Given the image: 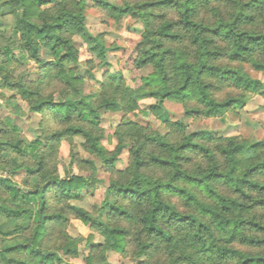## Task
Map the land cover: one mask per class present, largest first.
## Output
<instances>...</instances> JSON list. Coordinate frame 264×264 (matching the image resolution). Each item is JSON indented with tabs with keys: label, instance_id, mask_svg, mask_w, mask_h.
Returning a JSON list of instances; mask_svg holds the SVG:
<instances>
[{
	"label": "trees",
	"instance_id": "1",
	"mask_svg": "<svg viewBox=\"0 0 264 264\" xmlns=\"http://www.w3.org/2000/svg\"><path fill=\"white\" fill-rule=\"evenodd\" d=\"M27 2L28 0H5V4L0 5V8L8 9V11H0V41H3L9 34V38L24 41L14 45V47H18L21 54L30 52L31 55L28 56V59L35 61L37 66L38 77L36 80L29 82L22 79L12 81L11 72H6L7 66L13 63L22 64L23 55L20 56V60H17L18 52L13 51L12 48L5 47L3 51H0V56L5 57L4 60L0 61V75L5 76V79L0 81V90H8L12 93L19 91L21 100L25 96L31 97L38 94V92L25 91V85L35 86L38 90L48 87L51 81L59 78V74L63 71V62L74 58V53L71 48H68L67 42L52 33L67 30L74 27L76 23L83 22L76 15H72L68 19H62L58 16L56 17L60 21L58 23L37 26L29 23V21L33 17L39 20L44 13L38 14L25 8L18 16L16 15L15 9ZM61 2L62 0H31L32 5L37 9L44 4H50L52 9H56L60 7ZM78 2L83 7L86 5V0H78ZM213 2L214 0H182V2L181 0H159L157 4L140 5L141 9L163 8L168 11L182 9L184 19L163 24L162 31L156 34L166 41L176 43L184 39V37L172 34V29L179 26L186 30L198 29L197 36L211 35L223 40L234 38L236 41L231 48L224 51L206 50L213 43L212 40L198 41L193 39L191 42L193 46L202 43L203 47L196 52L195 56L191 57L196 63L188 65L177 52L165 50L164 45L159 43H154L149 51L139 50L134 61L136 68L150 62L155 63L158 57L161 61L165 58L176 57L175 71L182 80L178 90L161 92L153 90L144 94L148 99L160 97V102H156L149 110L155 117H160L165 101L174 99L177 95L181 99H187V94L190 92L195 93L198 97L197 104L187 111L183 108L182 110L186 117L194 121L201 120V117L222 118L229 113L237 115L251 98L258 95L264 96V91L261 90L264 89V85L260 81L248 78L242 69V65L246 62L254 68H264V64L254 62L252 55L253 44L264 49V35L233 31L234 25L238 26L254 21L255 16L245 15L246 12H264V0H251V2L240 0V7L232 25L217 21L211 26L201 27L188 19L199 8L208 6ZM94 3L97 8L108 15L119 12L122 16L129 11L127 8L117 9L109 0H95ZM7 17H14V20L11 19L12 22L9 23L5 21ZM117 19L119 22V18ZM88 40L92 41V36H89ZM37 42L39 47H37ZM42 48L47 49L50 55H58V59L55 62L42 60L40 55ZM61 48H68V50L60 55L58 50ZM88 51L90 53L98 52V59L104 58L102 64V68L105 69L102 76L103 83L99 82V87L103 88L114 84L119 88L126 83L122 74L109 73V65L106 61L107 53L104 52L100 44H96ZM139 56H143L145 59H138ZM54 72H57L58 75L53 76ZM72 79L79 81L82 76H73ZM154 79L149 74L141 78V81L147 80L148 83L144 84V87L148 88ZM168 79L165 76L161 82L166 84ZM205 80H212L215 83H205ZM233 88L242 89V94L236 91H226V89ZM15 98V95H10L8 100L11 101ZM133 99L135 100V98ZM1 107L3 106L1 105ZM16 107L20 108L18 104ZM81 108L87 109L84 100L77 101L73 105L67 101H59L56 94L52 93L51 99L45 98L34 104L29 109V113L38 115L42 122L48 119L55 120L60 114H63V123L71 125L74 118L76 120L85 119V114L80 111ZM115 109L114 103H106L99 111H115ZM73 113L76 114L75 117ZM87 114L93 116V121H86L87 123L93 124L94 122L95 127L102 128L100 115H95L93 110H88ZM0 125H3L0 126V138H12L14 134L19 133L18 127L10 117H6L4 122H0ZM129 126L141 125L134 120H125L123 117L115 130ZM169 126L185 133L183 142L174 149L173 160H159L158 163L165 168L175 165L176 170L168 183L157 184L150 191L155 198L159 199L160 192L158 189H163L168 197L177 198L176 203L170 204L168 200L157 203L151 209L150 214L138 221V224L144 227L133 233L128 227L135 219L133 214L118 208L111 201L114 197H119L121 200L131 199L132 196L137 199L144 197L146 192L143 190L137 192L135 181L132 187H116L114 183L108 184V189L104 193V198L97 210L98 220H95L92 213L75 204L82 201V192L97 182L95 178L89 181L86 177L77 176L73 173L77 179H65L63 173H60L57 178L47 179L46 182L38 186L35 181L23 179L21 184L29 185L31 183V186L21 189L10 178L0 177V240L4 241L5 245L0 247V257L7 259L9 253L19 256L27 252L24 260H9L8 264H70L57 253L62 248L64 257L75 259L79 256L80 240L72 238L67 232L71 221L77 220L88 225L94 233L102 238L101 243L94 244L90 248L87 257L84 259V264H110L107 261L109 252L119 255L123 259L138 260L137 264H264V239L258 238L264 236V224L257 222L258 216L260 219H264V213H257L258 209L264 208V139L249 142L245 139L240 140L238 136H215L205 131L189 133L183 123L165 122V128ZM142 127L147 129L149 126L142 125ZM66 133L78 136L81 130L80 128L67 127L63 131L51 133L41 145L45 155L51 150L52 141L62 138ZM168 135L169 133L166 132L159 139L156 136H150L148 141L166 147L163 138ZM226 140L228 143H225ZM200 141L219 145L218 151L220 156L226 158V166L220 168L210 164L208 170L200 175H185L181 164L178 162L188 163L189 158L175 154L191 152L206 157L209 150ZM100 142L101 138L97 137L92 144L93 149H95V143ZM23 143V139H15V143L0 142V151L12 150L17 151L18 155H27L28 153L19 151ZM36 143L37 141H31V145ZM101 147H104L103 144ZM115 147L113 150L107 151L112 152ZM128 151L132 152V149H128ZM82 163L87 164L89 162L82 161ZM115 164L116 157L110 156L104 160L101 168L104 172H109L115 168ZM35 171L39 172V169ZM25 174L28 177H33L35 173L32 169H25ZM182 182L193 184L197 189H205L207 198L217 201L218 210L199 205L196 196L189 192ZM6 196L10 199L6 200ZM37 199L40 202L35 205ZM66 200L70 202L71 209L69 211L75 213V217L69 218L51 211L56 204ZM8 204L15 206H8ZM29 204L33 205V208L22 206ZM194 204L200 207L203 215H211L213 220L206 225L200 223L192 215L181 214L178 211V209L187 208ZM165 217L167 218L164 219ZM158 219H163L164 224L171 231H161ZM21 221L23 222L21 223ZM212 223H215V229L212 228ZM249 228L255 230V238L245 234ZM57 232L68 236L69 239L62 246L56 247V251H53L51 249L58 243ZM14 233L19 234V238L9 241L7 238L12 237ZM141 234L144 237L143 240H140ZM241 234L243 235L239 243L247 244V249L234 244L237 236ZM155 238H160V243H155ZM88 242H91V236ZM161 244L163 249H161ZM161 251L164 253V258L158 259Z\"/></svg>",
	"mask_w": 264,
	"mask_h": 264
},
{
	"label": "clouds",
	"instance_id": "2",
	"mask_svg": "<svg viewBox=\"0 0 264 264\" xmlns=\"http://www.w3.org/2000/svg\"><path fill=\"white\" fill-rule=\"evenodd\" d=\"M117 9L127 8L129 11L121 16L119 12L108 15L104 12H99L95 9L84 8L78 0H62L60 7L52 9L50 4L41 5L39 9L35 8L31 0L15 9L16 15L28 8L29 11L44 13L39 20L33 17L29 23L36 24L37 26H43L44 24H55L60 21L56 17L62 19H68L72 15H76L82 19V23H76L74 27L67 30H62L58 33H52L58 36L61 40L66 41L68 48L74 53V58L63 62V71L59 74V78L50 82L48 87L38 90L35 86L25 85L24 90L27 92H38L37 95L31 97L25 96L23 100L20 98V92L15 93L3 92V97L0 98V105L3 106L5 114L19 116L25 125L31 129L30 135L25 137L23 131L14 134L12 138H0V142L15 143V139H24L23 145L19 151L28 153L27 155H18L17 151L6 150L0 151V175L9 177L12 172H20L22 179H29L35 181L37 186L47 181V179H55L60 173H63L65 179H77V176L86 177L89 181L93 178H97V183H100V176L105 179V183L100 185L98 190V196L100 199L104 198V193L108 189V184L114 183L116 187H132L133 182H136L137 192L143 190L146 195L140 199L132 196L131 199L121 200L119 197H114L112 203L118 208H121L127 212L133 214L135 219L128 227L136 233L143 225L138 224V221L144 216L150 214L153 207L159 202L168 200L170 204L176 203L174 197H168L167 193L163 189H158L160 192L159 199L155 198L150 191L157 184H165L170 181L173 172L176 170V166L165 168L162 167L159 160H173L174 149L179 143L183 142L184 132H179L172 127H166L162 130H156L155 125L149 126L147 129L142 127L143 121L150 119L149 110L139 105L141 99H148L144 94L149 91L156 90L158 92L165 90H178L182 83V80L178 77L175 71V60L165 58L163 61L158 57L155 63H148L140 68H136L134 65H128L132 68V71H125L126 62L130 55H133V50L137 44L142 46L143 51H149L152 49L154 43L164 45L165 50H174L179 56H181L186 65L195 64L196 61L191 59L195 56L196 52L203 47L202 43H198L196 46L192 45V40L198 41L212 40L213 43L208 46L206 50H224L227 51L235 43V39L223 40L211 35L197 36L198 29H184L182 26L174 27L172 29L173 35L184 37L180 42L173 43L171 41L164 40L160 35H156L162 31V25L165 23H174L176 20L184 19L182 15V9H175L168 11L163 8H148L141 9L140 5L146 3H159V0H109ZM182 2V0H181ZM245 2H251V0H245ZM5 0H0V5H4ZM187 6V5H185ZM240 7V0H214V2L208 6L199 8L194 15L188 17L193 24L201 27L211 26L217 21L220 23H226L232 25V21L235 19L237 11ZM5 9L0 8V11ZM92 12L96 13V16H92ZM67 13V15H65ZM245 15H254L255 19L251 23H243L240 25H234L233 31L239 33L240 31L251 32L254 35H264V12L251 13L246 12ZM104 17L107 19V24H92L91 21L95 18ZM163 17V19H160ZM119 18L120 31H117V23ZM14 20L13 18H10ZM112 33L113 36L107 35L100 36V33ZM92 36V41L88 40V37ZM6 37L3 41H0V51H3L5 47L12 48L13 51H17V60H20V56L23 55L22 64L24 68H17L16 64H10L7 66L6 72H11L12 69H17V72H22L24 75L28 74L30 69L32 73L36 71L35 61L29 60L28 56L31 53H19L18 47H14L18 43L24 41H18L16 38ZM35 39V38H34ZM96 44H100L105 53L109 51V46L123 47L127 49V52L121 57L119 53L116 56L120 57L118 63L113 62L110 70L111 74L119 72L126 78V83L119 88L114 84L107 85L103 88L96 85V81L103 83L101 79V67L104 62V58H97L98 52L89 53V49L93 48ZM37 42V47H39ZM254 51L252 53L254 62L264 64V49L252 45ZM68 48H61L58 53L62 55ZM47 51V49L45 50ZM5 57L0 56V60H4ZM42 60H50L55 62L58 59V55H43ZM138 59H145L143 56H139ZM86 60H90L91 63H86ZM244 69L250 67L246 62L242 65ZM146 72L150 73L151 77H154V81L148 88L144 87V84L148 83L147 80L140 81L139 77ZM82 79L74 81L73 76H81ZM16 73H13L15 77ZM58 73L54 72L53 76H57ZM167 76L168 82L162 83V78ZM91 77V78H90ZM135 77V80L133 79ZM5 79L4 75H0V81ZM205 83H215L212 80H205ZM264 91V89H261ZM226 91H236L238 93L243 92L242 89L233 88L226 89ZM55 93L59 101H67L70 104L75 105L77 101L84 100L87 104V109L81 108L80 111L85 114V119L76 120L73 119L71 125L63 123V114L55 119H48L41 121L39 116H34L31 120H26L31 107L42 101L45 98L51 99V94ZM223 95V93H221ZM15 95V99L9 101L8 96ZM135 98V100L133 99ZM157 103L160 102V97L156 96L152 98ZM198 97L195 93H188L187 99H181L180 96H175L174 99H168L166 103L169 105H178L187 111L190 107L197 104ZM106 103H114L116 105L115 111L108 110L100 112L99 109ZM17 104L22 105L21 108H17ZM139 105V106H138ZM88 110H93L95 115H100L103 119H107L109 123L112 121L121 122L120 118L123 116L125 120L141 121V126L137 127H125L119 130H115V134L112 135V131L115 129V124H112V128L105 131L103 128L95 127L93 124H89L86 121H93V116L88 115ZM135 110V111H134ZM75 117V113H73ZM231 115V113H229ZM177 116L175 119H180ZM205 126H213L214 121L218 120V117H201L200 118ZM261 124H264V115L259 117ZM236 123H242L241 120L236 119ZM186 124L195 126L196 121L185 120ZM261 124L252 121V125L246 130H242L240 133H229V135H237L240 140L245 137H250L252 140L264 136V128ZM3 126V125H0ZM67 127L80 128L81 133L78 136H72L70 133H66L62 138L56 141H52L51 150L45 155V151L41 145L45 138H49L51 133L55 131H63ZM107 128V125L104 126ZM222 127H228L223 125ZM163 132H168L169 135L163 138L166 147H161L159 144L148 141L150 136H156L158 139L163 136ZM97 137L101 138L100 143H95V149L92 144ZM31 141H37L35 145H31ZM115 142V150L108 152L106 147H101L104 144L108 147ZM239 142V141H237ZM251 142V141H250ZM205 148H207L208 155H195L191 152H184L175 155H183L189 158L188 163L178 162L185 175H200L208 170L210 164H214L220 168L226 166V158L220 156L219 145L208 144L200 141ZM225 143H228L226 140ZM68 146V151L64 153V146ZM128 149H132L129 152ZM119 152V155L117 153ZM110 156L116 157L115 168L112 171L100 174L99 169L105 159ZM155 157V159H153ZM239 159V157H238ZM82 161H88L84 164ZM25 169H32L35 173L33 177H28L25 174ZM39 169V172L35 170ZM77 176H74L73 173ZM147 182V183H145ZM183 186L188 189L193 195L196 196V200L199 205L218 210L217 201L214 199H208L206 191L203 188L197 189L195 185L182 182ZM29 185L21 184V187H30ZM91 197L85 198L81 203L87 205ZM9 200L10 197H5ZM39 199L35 201V205L39 204ZM8 206H15L8 204ZM23 207L33 208V205H22ZM70 202L68 200L62 201L56 204L51 211L63 214L66 217H75L76 214L69 211ZM181 214H190L200 223L208 224L213 220L211 215H203L201 209L196 204L178 209ZM257 213H264V208L258 209ZM165 217L164 219H166ZM23 221H21L22 223ZM257 222L264 224V219L257 217ZM158 223L161 231L170 232L163 219H158ZM212 228L215 229V223H212ZM256 237L254 229H248L245 233ZM30 235V234H29ZM214 235H216L214 233ZM242 235L237 236V240L234 244L241 248L247 249V244H240L239 241ZM58 243L51 250L56 251V247L62 246L65 241L69 239L68 236L63 235L60 232L56 233ZM19 238V234H13L12 237H8L9 241ZM264 239V236L258 237ZM144 237L141 234L140 240ZM139 243V241H137ZM155 243H160V238H155ZM4 241L0 240V247H3ZM155 246V244H154ZM161 249L163 245L161 244ZM48 250V249H45ZM64 261L67 257H64L63 251L57 253ZM27 256V252L22 255L7 254V259L0 257V264H8L9 260H24ZM158 259L164 258V253L157 257Z\"/></svg>",
	"mask_w": 264,
	"mask_h": 264
},
{
	"label": "rangeland",
	"instance_id": "3",
	"mask_svg": "<svg viewBox=\"0 0 264 264\" xmlns=\"http://www.w3.org/2000/svg\"><path fill=\"white\" fill-rule=\"evenodd\" d=\"M95 0H86V5L84 6V8L87 9H95L99 12H103L102 10H100L99 8H97L95 6L94 3ZM5 11H8L7 8H5ZM105 13V12H104ZM92 16L95 17L96 13L92 12ZM5 21L7 22H12L11 19L9 17H7L5 19ZM92 24L95 23H99V24H107L108 21L107 19H105L104 17H99V18H95L91 21ZM117 31H120V24L119 22L117 23ZM109 36L112 37L113 34L112 33H104L101 32L100 36ZM45 48L41 49L40 55L41 57L43 55H50L49 51H45ZM139 50H143L142 46L140 44L136 45V48L133 50V55H130L128 57V60L126 62V66L124 68L125 71H132V68L129 67L128 65H134V61L136 59L137 53L139 52ZM127 52L126 48L123 47H115V46H109V51L106 54V61L108 63V70L110 73L111 67H112V63L116 62L118 63L120 60L119 56H116V53H119L120 56L122 57L124 55V53ZM90 53V52H89ZM1 61V60H0ZM44 61H49V60H44ZM88 61L90 60H86L85 62L88 63ZM17 68H24L25 65L22 64H16ZM37 69V67H36ZM243 69L244 74L252 79V80H257L260 81L263 85H264V68H254L253 66L250 65L249 68L247 69ZM105 69H103L101 67V79L102 76L104 74ZM13 73H16L15 77H13ZM119 73V72H117ZM85 73H83L81 76H83ZM150 73L146 72L144 75H141L139 77V80L136 81V83H139L141 81V78L148 76ZM11 80L12 81H19V80H24L25 82H29V81H34L37 79V72L35 71V73H32L31 70H28V74L24 75L22 72H17V69H12L11 71ZM125 81L126 78L123 75ZM133 79L135 80V77H133ZM99 82L100 81H96V85L99 86ZM9 92L8 90H4ZM3 95V92L0 91V98ZM10 96V95H9ZM8 96V97H9ZM156 103L155 100L153 99H145V100H141L139 102V105H142L144 108L150 110V107L152 105H154ZM20 106V108L22 107V105L18 104ZM138 105V106H139ZM149 116L150 119H146L143 121V126H151V125H155L156 126V130H162L163 128H165V122L167 121H171V122H179V123H183L186 127H187V132L192 133V132H198V131H205L209 134H213L215 136H222V137H233V136H237V135H229V133H240L242 130H246L247 128H249L252 125V121H255L258 124H261V121L259 119L260 116L264 115V96L263 95H258L255 96L253 98L250 99V101L246 104V106L240 110L238 112V114L236 115H225L222 118H218V120L214 121L213 126L208 127L205 126L202 120L196 121L195 126H191L189 124L185 123V120H189L192 121L191 118L186 117L183 113L182 107L178 106V105H169L168 103H166V101L163 104L162 110H161V115L160 117H155L154 114H152L149 111ZM34 116L37 115H33L31 113L28 112V115L25 117L26 120H31L33 119ZM181 117L180 119H175V117ZM6 117H10L11 119H13L14 124L18 127L19 129V133L21 131H23L24 136L27 137L30 135L31 129H29L24 121H22L20 119L19 116H13V115H9V114H5V112L3 111V107H1L0 105V122H4V120L6 119ZM40 118V117H39ZM123 116H121L120 120H122ZM236 119H239L242 121V123H236ZM137 123H139L141 125V121H136ZM112 124H115V128L120 124V122H116V121H112L111 123H109V121L107 119H103L101 117V127L107 131L108 129L112 128ZM107 125V128H105L104 126ZM223 125H228V127H222ZM261 127L264 128V124H261ZM115 129L112 131V135L114 134ZM166 132H163V135ZM239 137V136H238ZM247 141H251V142H257V141H261L264 139V136H260L259 138H256L254 140H252V138L250 137H245L244 138ZM24 140V139H23ZM104 147L107 148V150H113L115 147V142H112V145L110 147L106 146L103 144ZM68 151V146L65 145L64 146V153L66 154ZM100 174L105 173L104 170L100 167L99 169ZM74 174H76L74 172ZM0 177H4L2 175H0ZM13 182H15L21 189V183H22V178H21V173L20 172H12L9 174V177ZM97 180V178H95ZM105 183V179L103 178V176H100V183H93L91 184L85 191L82 192V201L85 198L91 197L89 199V202L87 205L78 202L75 203L76 205L80 206L81 208L85 209L86 211H88L89 213H92V217L95 220H98L97 218V210L98 207L100 205V202L102 199L99 198L98 196V190L100 189V185ZM68 234L72 237V238H77L80 240V244L78 246L79 249V256L75 259H71V258H67V262L70 264H84V259L87 257L90 248L97 243H101L102 242V238L94 233L90 227L88 225H85L83 223H81L80 221L77 220H72L68 230H67ZM91 236V242H88L89 237ZM91 243V244H89ZM107 261L110 264H137L138 260L136 261H131L129 259H123L121 258L119 255L113 253V252H109L107 255Z\"/></svg>",
	"mask_w": 264,
	"mask_h": 264
}]
</instances>
